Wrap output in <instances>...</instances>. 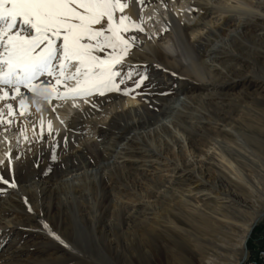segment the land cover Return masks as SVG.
<instances>
[{
  "label": "bare ground",
  "instance_id": "1",
  "mask_svg": "<svg viewBox=\"0 0 264 264\" xmlns=\"http://www.w3.org/2000/svg\"><path fill=\"white\" fill-rule=\"evenodd\" d=\"M127 2V13L142 18L145 32L152 36L139 34L132 56L159 62L200 82L198 88L204 93L193 92L181 104L175 98L164 99L158 110L157 104L150 108L149 101L139 95H111L113 100L99 110L83 100L52 99L40 104L39 112L38 105L29 104L26 119L14 120L7 130L0 128V172L11 169L17 180L22 171L30 170V186L17 181L18 188L0 196V242L18 234L17 229L27 231L28 237L50 238L43 227L47 220H42V200L66 188L65 196L72 198V204L77 206L78 197L89 206L72 218L85 223L99 242L94 248L98 258L97 251L103 252L102 262L241 264L250 230L264 215V183L257 171L264 166V109L259 108L264 107V96L256 101L257 112L246 102L251 95L248 91L231 99L230 112L221 109L225 92L246 80L254 93L264 91V47L245 52L252 40L264 43V0H145L142 11L136 0ZM227 33L232 34L230 43L223 41ZM134 63L133 59L126 61L135 71ZM155 83L164 85L157 78ZM194 111L201 122H192ZM89 112L90 116L82 115ZM49 122L57 141L56 164H65V179L59 186L54 176L41 174V164L52 155L47 141ZM102 128L117 131H107L105 147L99 138ZM66 134L68 150L62 141ZM91 146L101 150L97 165L85 153ZM9 156L24 159L9 163ZM33 160H39V167ZM156 164L165 174L150 180V169ZM122 180L133 183L124 186ZM146 182L145 193L138 192V184ZM32 200L38 203L39 216L29 217L22 225L39 226L43 232L6 221ZM107 202L111 218L105 222L107 215L99 209ZM63 226L57 229L61 235L67 231ZM238 232H243L241 238ZM55 241H50L48 252L78 260ZM237 249L243 257L233 260ZM261 252L262 246L244 264H259ZM26 254L27 250L10 246L0 255V264H20L19 258Z\"/></svg>",
  "mask_w": 264,
  "mask_h": 264
},
{
  "label": "snow or ice",
  "instance_id": "2",
  "mask_svg": "<svg viewBox=\"0 0 264 264\" xmlns=\"http://www.w3.org/2000/svg\"><path fill=\"white\" fill-rule=\"evenodd\" d=\"M136 3L142 11L145 0ZM128 8L127 0H0V128L7 130L14 120L26 119L29 104L38 105L39 112V105L52 99L83 100L94 110L111 102L113 97L107 95L111 93L133 98L144 94L147 99L150 93L143 92L150 87L145 84L149 80L147 69L135 72L126 60L138 45L139 34L148 39L152 36L145 32L142 18L131 17ZM133 75L138 78L132 87L121 88ZM94 96L105 100L98 102L91 99ZM47 130L51 161L56 164L57 141L51 122ZM62 141L68 150L67 134ZM100 141L105 147L102 137ZM13 159L24 157L9 156V163ZM32 163L39 167V160ZM51 171V166H46L41 174ZM16 188L15 173L11 169L0 172V196L7 195L6 189ZM27 210L32 212L30 206ZM43 227L63 247L70 248L47 223Z\"/></svg>",
  "mask_w": 264,
  "mask_h": 264
},
{
  "label": "rangeland",
  "instance_id": "3",
  "mask_svg": "<svg viewBox=\"0 0 264 264\" xmlns=\"http://www.w3.org/2000/svg\"><path fill=\"white\" fill-rule=\"evenodd\" d=\"M240 30H238L239 34H240V32H242V28H240ZM231 40H232V34L227 33V35H225L223 37V41H226L227 43H230ZM258 40L259 39H257V40L255 39L254 41L252 40V42L250 41L249 47L247 48V50L245 52L246 53L247 52L248 53L255 52L254 47L258 48L260 45H263L262 47H264V43L261 44L260 43L261 40H259V41ZM218 46H220V44L216 45L214 48H217ZM132 53H133V51L130 50V55L126 61H128L129 59H133L135 61L134 64H135V67L137 68V70H135V72H141L145 68L147 69V75L149 76V80H146L145 84L146 85L150 84V87L144 88L143 92L144 93H150V95L147 96V100L149 102H151V104H153V103L157 104V108H155V110L159 109L158 107L161 106L162 100H164V99L175 98V100L179 101L181 104L186 99V96L191 95L193 92L195 94H197V92L198 93H204L203 90L199 89L200 84H201L200 82H198L194 79L186 78L185 76L182 77L180 72L173 71L170 69H166L159 62H156L153 60H146L144 58L143 59L142 58L136 59L132 56ZM245 55L247 58L254 59V56H251L248 54H245ZM261 61L264 64V60L261 59ZM182 64L184 65V63H182ZM137 78L138 77L136 75H133L132 80H129L126 84L121 85V88L132 87L133 81ZM155 78L163 80L164 85H159V84L155 83ZM254 90H255V88L252 87V85H250V81L246 80L244 83L238 84V86L235 87L234 89L226 91L224 94L225 95V99H224L225 107H224V109H221V111L223 112V110H225V109L227 110L229 107H232V105L227 106V104H231V102H232L231 99H233L234 96L242 95V93H244L245 91L251 92V95L249 96V98L246 101L248 106L251 109H253L256 112L259 111V108L264 109V107L258 108V106L256 104V101H261L260 99H261V96H264V91L259 90L258 92H256L257 93L256 94V93H254ZM139 91L140 90L137 89V92H139ZM161 92H164L167 94L166 95H160ZM107 95L111 96V95H116V94L111 93V94H107ZM98 97L102 98V99L105 98V97H100V96H98ZM139 97L141 99H145L144 94H140ZM177 106H179V104ZM199 110H202V109L200 108ZM149 111H150V109H149ZM228 111L230 112V109H228ZM196 113L197 112L194 111V114L191 115L193 123L201 122L198 114H196ZM194 117H196V118L194 119ZM108 130H107V128H106V130H105V128H102L99 132L100 133L99 138H101V137L105 138L106 136H110L107 134ZM109 131L111 133L117 132L116 130H109ZM85 153H86L87 157L95 163V165L99 164L102 160L101 159V150H100V148H97L96 146H91L90 148H88L86 150ZM166 157H169V156H166ZM41 165H42L41 170H44L46 166H51V168H52V171L47 175H42L43 177L51 178L52 176H54V178L57 180V185L61 183L62 179H65V177L63 176V172H62L64 167H65V164H53L50 159H47ZM150 170H151V173L149 175L150 180H157V178L160 179L159 177H161L162 175L165 174L161 171L162 168L160 166H158L157 164L154 165ZM263 170H264V166H262V165L259 168H257L258 174L263 177V183H264V171ZM22 172L19 174V177L17 178L18 184L20 186H23V187H28V186H30V183H28V175L30 173V170L27 169V170H24ZM132 183H133L132 181H129V182L123 181L124 186L131 187L130 185H132ZM147 184H148L147 182H146V184H142V183L138 184V186H139L138 192L140 191L141 193L142 192L145 193V191L148 188ZM49 185L51 186V183ZM51 188L54 189V187H51ZM59 191L61 192L60 195H59V193H57V194L51 193V194H49L51 196V199H48L49 198L48 197L47 199L42 200L41 205L43 206V210L45 211V212H43L45 215L42 213L43 214L42 220L44 219V222L47 220L46 223L50 226V228L52 229L53 232L56 231L55 233L57 235L60 234V232L57 229H60L61 226L64 225L62 228L67 229V231L64 235L60 234L59 236L64 241H66L67 243L70 244V248H65V247L64 248L68 249V253L71 254L72 257L77 258L78 260H73V259L71 260V258L68 256H63V259H62V256L60 258L59 255L58 256L54 255L52 250H49V252H48L47 247L48 248L51 247L50 241L51 242L54 241V239L51 236H50V238H46L45 236H43V238L39 237V236H36V237H30L29 236L28 237V234H26L28 232L23 231V230L21 232L20 229H17V231H16V232H19L18 233L19 235L17 233L10 234L9 236H7V238L3 239L0 242V244H1L0 255L4 254V251L7 250L10 246L11 247L14 246L15 248H22L23 250L28 251V254H26V256L19 258L20 260L22 259L21 261H19L20 264H110L106 261L102 262V258L104 255H103V252H101L100 250L97 251L100 254V258H98V255L96 254V251H95L96 249L94 248V246L97 244V247H99V245H98L99 242H97L96 239H94V235L89 233L90 231L85 227L86 226L85 223L82 224V221H79L78 219L74 220L75 218H72V216L73 217L74 216L75 217L81 216L82 214L78 213V210H80L81 208H82L81 210L86 209V207H89V206H87L88 204L83 203V201H81L78 197H76V203L78 206V208H76L77 207L76 204H72V198L68 197V196L66 198V196H65L66 188L61 189ZM99 197H100V194L98 196V199H99ZM118 197H119V195H118ZM114 200H116V199L113 198V202H116ZM260 203L262 205V203H263L262 200ZM72 205H74V206H72ZM29 206L31 207L32 212H28L27 209ZM42 206H40V207H42ZM110 206H111L110 202H107V203H104V205L101 206L99 209V213H105L107 215V216H105V222L109 221L111 218L110 217L111 215L109 212L110 210H107V209H109L108 207H110ZM104 207H105V209H104ZM33 216L34 217L39 216V207H38V203L36 200L30 201V203L27 207L23 206L22 208H19V210H15L14 214H12L11 217L6 219V221L12 222L15 220V223L22 225L23 222H25L29 217H33ZM59 216H61V217H59ZM24 225H22V226H24L26 229H30V230L35 229L36 233H39L41 231L43 232V228H41L39 226L35 227V226H29L27 224H24ZM250 232H251V236L249 234L250 237L248 236V238L246 240V245H247L248 250H249V257L251 255V252L256 251L259 247H261L264 244V215L262 217H260V219L253 225ZM238 236L241 238L243 236V232H238ZM70 239H73V240H70ZM70 242H72V243H70ZM55 243L60 244L57 241H55ZM46 249H47V251H46ZM241 255H242L241 250L237 249L236 252L233 254V260L238 259V258L242 259L243 256L241 257ZM249 257H248V259H249Z\"/></svg>",
  "mask_w": 264,
  "mask_h": 264
},
{
  "label": "water",
  "instance_id": "4",
  "mask_svg": "<svg viewBox=\"0 0 264 264\" xmlns=\"http://www.w3.org/2000/svg\"><path fill=\"white\" fill-rule=\"evenodd\" d=\"M250 236H251V233H250ZM248 257H249V250H248V247L246 245V253H245L244 257H243V260H242L241 264H244L248 260Z\"/></svg>",
  "mask_w": 264,
  "mask_h": 264
},
{
  "label": "built area",
  "instance_id": "5",
  "mask_svg": "<svg viewBox=\"0 0 264 264\" xmlns=\"http://www.w3.org/2000/svg\"><path fill=\"white\" fill-rule=\"evenodd\" d=\"M259 264H264V245H262V252L260 254V263Z\"/></svg>",
  "mask_w": 264,
  "mask_h": 264
}]
</instances>
